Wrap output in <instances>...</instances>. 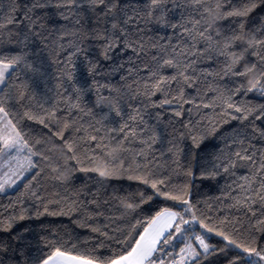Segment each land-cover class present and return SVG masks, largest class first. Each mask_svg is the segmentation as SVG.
Listing matches in <instances>:
<instances>
[{
  "label": "snow or ice",
  "instance_id": "6c2138e0",
  "mask_svg": "<svg viewBox=\"0 0 264 264\" xmlns=\"http://www.w3.org/2000/svg\"><path fill=\"white\" fill-rule=\"evenodd\" d=\"M234 3L235 0H219V3H210V0H9L7 12L2 11L3 4L0 3V20H3L0 23V194L16 187L31 172L25 187L41 202L40 210L32 215H27V209L22 207L15 216L6 219L0 216V232L11 233L15 224L25 219L75 213L82 217L76 221L80 227H90L87 221L104 215L99 211L101 204L110 203L107 199L98 200L95 193L88 203L75 198L44 203L32 190L31 184L43 172L41 162L47 159L44 152L52 149L38 148L44 141L29 137L19 128L20 121L13 122L15 114L10 118L6 106L23 103L24 118L35 120L45 128L56 125L57 130L50 135L58 137L66 146L67 154L60 163L70 170L71 176L79 171L94 174L93 179L100 178L99 160L107 168L106 178L100 180L127 179L155 190L151 195L128 191L123 198L135 200L134 211L151 201L153 196L178 201L183 206L180 211L164 208L157 212L146 222L142 234H137L138 239L131 236L134 227L124 233L123 239L109 235L99 226L90 227L92 232L105 239L127 245L126 252L101 261V264H165L166 259L168 264H205V261L213 264V258L221 256L225 264H264V246H257L253 238L256 233L264 238V128L258 123L264 120V104L235 102V96L242 93H258L264 97V14L251 17L264 6V0H240L238 7L232 6ZM216 7L222 13L219 25L228 21L219 33L207 23L209 10ZM250 17L256 23L249 28ZM150 26L170 30L172 34L149 38L146 32ZM244 32L254 34V43L245 45L241 41ZM5 35L15 52L2 50ZM13 36L17 37L15 44H11ZM34 40L43 42L55 57L57 72L53 77L58 81L54 87H46L37 101L39 114L31 110V102L36 97L30 93L28 83L20 78L21 73L26 75L27 70L32 69L28 48ZM90 41L99 42L98 58L88 55ZM129 52L131 55H126ZM149 53H152L151 62H141V57ZM233 54L235 58H232ZM81 57L85 82L76 78V61ZM221 58L223 63L219 71L199 67L202 62H220ZM101 60L111 62L107 71ZM253 68L259 69V75L249 84V71ZM168 69L173 70L171 74H167ZM118 73H124L118 84L97 79L98 76L114 77ZM225 78L227 83L220 86L218 82ZM241 78H246V82ZM201 84L206 85L203 90ZM188 88L196 90V95H189ZM50 92H55L56 96ZM208 92L214 95L208 97ZM158 93L162 99L155 101L153 97ZM87 94H92L91 104L95 109H107L102 119L96 121L99 127H85L75 118L64 117L62 121L57 118L56 113L61 109L69 116L74 110L92 115L82 106ZM97 97H105L111 103L107 106L97 104ZM185 104H190L191 109H185ZM209 108L214 112L216 108L220 109L219 119L205 117L203 121L189 119L187 123L177 119L186 112L191 117L193 111L199 113L201 109ZM111 113L122 122L105 127L104 121L109 120ZM165 116L169 118L165 120ZM233 120L239 127L218 138L223 141V148L217 147L206 163L203 157L197 161L194 153L202 143L214 136L223 123ZM176 123L181 127L177 128ZM66 131L71 133L68 139L64 136ZM186 138L192 141V151L185 155L181 145ZM133 142H138V149L128 147ZM157 144L162 146L160 156L166 155L185 177L215 180L220 175H227L232 178L228 188L237 195L230 197L231 207L251 217L245 243L233 238L239 232L236 225L232 226L233 235L209 226L197 218L188 199L170 190L171 184L159 175V169L164 165L156 162ZM114 151H118L119 158L112 157ZM182 155L187 163H181L179 157ZM196 165L198 172L194 170ZM238 168H244L246 174L237 176ZM55 179L67 182L60 176ZM99 186L103 187V184ZM186 191L187 185L179 189L180 193ZM121 199L118 194H112V200L120 202ZM49 204L57 205L59 210L50 211ZM89 204L95 205L96 213L89 212ZM139 224L141 221H136V225ZM197 228L221 237L223 247L208 243ZM30 231L31 228H25L0 238V264H29L27 234ZM178 237L184 247L173 255L166 249ZM50 247L54 250L46 257L32 258L31 264H96L91 257L70 255L68 250L62 251L55 245ZM230 251L235 255L229 256Z\"/></svg>",
  "mask_w": 264,
  "mask_h": 264
},
{
  "label": "trees",
  "instance_id": "16d2710c",
  "mask_svg": "<svg viewBox=\"0 0 264 264\" xmlns=\"http://www.w3.org/2000/svg\"><path fill=\"white\" fill-rule=\"evenodd\" d=\"M215 2L216 0H210V3ZM0 3L3 4L2 11L7 12L9 0H0ZM232 6H240V0H235V3ZM261 14H264V6L258 8L252 13L251 17ZM251 17L250 22L247 25L249 28L256 23ZM173 19H175V17H173ZM2 22L3 20H0V23ZM227 24L228 21L225 20L219 25L221 31H223L224 26ZM89 26H91V21H89ZM171 34L170 30L162 31L161 29L152 26H150L146 32V36L149 38L155 35L163 36ZM16 40L17 37L13 36L11 38V44H15ZM89 45L91 48V51L88 53L89 57L98 58L99 42L90 41ZM2 50L5 53L16 51V49L12 48L9 44L7 35H5ZM28 51L30 53L28 56V62L32 65V69L27 70L26 75L21 73L20 78L28 83L30 93L36 97V99L31 102V110L34 113L39 114L37 101L43 95L46 87L52 88L58 83L53 77V74L57 72V68L54 64L55 57L51 55L43 42L34 40L29 45ZM151 54L152 53L142 56L141 62L150 63ZM126 55H131V53L129 52ZM115 58L120 59L121 57L115 56ZM82 59L83 58L81 57L76 61V78H80L82 82H85L87 78L84 66L81 63ZM100 63L104 70L107 71L108 65L111 62L101 60ZM222 63L223 60L221 58L220 62H202L199 64V67L201 69L211 68L219 71ZM166 71L167 74H171L173 70L168 69ZM42 73L46 75L42 76ZM123 74L124 73H118L114 77L98 76L97 79L103 80L105 83L118 84L120 76ZM211 79L212 78L209 77L210 82ZM241 80L246 82V78H241ZM218 83L222 86L224 83H227V78ZM205 87L206 85L201 84V90ZM186 92L189 95H196V90L192 88L186 89ZM50 95L55 97L56 93L50 92ZM213 95L212 92H208L207 94L208 97H212ZM92 99V94H87L82 101V106L85 107L86 111H91L92 115H84L79 113L78 110H74L69 116L66 111L61 109L56 113L57 118L61 119V121L64 117H68L69 119L75 118L79 124H82L85 127L90 125L99 127L100 125L96 124V121L102 119V114L106 112L107 109H95L91 104ZM153 99L159 101L162 97L158 93ZM235 102L259 105L264 104V97H261L258 93H242L235 96ZM49 106L50 105H45V107ZM6 107L10 112V118H12V114H15L13 122L15 123L16 120H19L20 123L18 124V127L25 133H28L29 137L42 139L44 141V145L37 146L38 148L46 147L47 149H52V151L44 152L47 159L41 162L43 172L36 178V181L31 184L32 190L37 192L44 203H47L49 200L60 199L63 201L71 200L73 198L79 200L81 203H88L92 199V194L95 193L98 200L102 201L107 199L110 203L101 204L99 211L104 213L103 216L89 220L87 223L90 227L99 226L108 231L109 235H115L121 239L125 238L124 233L127 232L129 228L133 227L134 230L132 231L131 236L138 239L139 236L137 234H142L143 228L147 226L146 222L164 208H168L171 211H180L183 207L178 201H171L166 200L163 197L157 198L153 196L151 201L142 204L139 209L129 213L122 210L119 201L112 200L113 193H116L123 198L128 191L142 192L145 195H151L155 190L150 189L146 185H141L136 181H129L127 179H113L109 181H102L100 178L93 179L94 174L81 173L79 171L72 173L71 179L67 182H61L55 179L56 175L53 173L51 165H61L60 161L63 157L54 151V147L62 149L67 154V149L64 147L63 141L58 137L50 135V133H54L57 130L56 125L52 124L48 128H45L44 125L37 123L35 120L24 118L22 116V113L25 110L23 103L18 105H8ZM184 107L185 109H191L192 106L190 104H185ZM125 110L127 111V109ZM150 111L165 110L151 109ZM219 112V108H216L215 112L211 108L201 109L199 113L193 111L191 117H189L186 112L185 116L177 119L183 120L185 123H187L189 119L192 121H203L205 117L211 118L215 116L219 119ZM168 118V116H165V120ZM121 122L122 121L119 117H116L114 113H111L109 115V120L104 121V126L113 127ZM149 123H152V121H149ZM258 123L261 128H264V120H261ZM176 127L179 128L181 125L176 123ZM237 127H239V125L235 120L230 123H223L219 128V131L216 132L214 136L206 139L202 143L201 148L194 153L196 160L199 161L200 158L203 157V162L206 163L211 159L212 154L215 153L217 147L223 148L224 146L223 141L218 138L221 137L222 134ZM70 135V131H66L64 133L65 139H68ZM181 146L185 150V155L192 151L191 139L186 138ZM128 147L135 150L139 148V144L138 142H133L128 145ZM161 147L160 144L155 145L156 162L164 165L159 169V175L160 178L165 179L171 184L172 187L170 190L173 191L174 194L182 195L184 199H188L193 205L192 210L196 213L197 218L204 220L205 223H209V226L217 227L219 230H226V234L233 235L232 226L236 225L239 232L234 235L233 238H236L240 243H245L250 232L248 224L251 217L243 211L231 207L233 201L230 197L237 195L235 191L230 192L228 188V185L232 184V178L227 175H220L215 180H202L198 176L196 178L185 177L182 174V171L176 165H173L166 155L160 156L159 153ZM179 159L182 164L187 163L183 155L179 157ZM35 160H39V157H35ZM174 168L176 169L175 171H173ZM194 170L198 172L199 166L196 165ZM242 174H246L245 169L238 168L236 170V175L240 176ZM31 176L32 173L28 174L15 190L0 194V216L5 219L9 216H15L22 210V207L23 209H27V215H32L37 210H40L41 202L34 199L25 187L31 179ZM100 184H103V187H100ZM185 185H187V191L185 193H180L179 189L183 188ZM121 187H123V191H120ZM49 210L58 211L59 209L57 205L49 204ZM88 210L91 213L97 212L95 205L92 204H89ZM109 217L112 219L109 220ZM186 218L190 217L186 216ZM77 220H82L80 213L72 215H43L40 219H25L24 221L17 222L12 228L11 233L0 232V238H6L25 228H31V231L27 234V239L30 241V244L27 247L29 264H31L32 258H39L41 256L46 257L49 252L53 251L54 249L50 247V245L60 247L62 251L68 250L70 255L91 257L99 264H101V261L111 259L121 252H126L127 245L121 244L117 240L105 239L99 233L92 232L90 227H80L76 222ZM138 220L141 221V224L136 225V221ZM224 220H226L227 223L221 224L220 222ZM237 221L239 223H237ZM117 229H119V231H117ZM196 231L203 233L208 243L214 244L217 247H223L224 242L221 237L215 236L214 233H205L203 229L199 228H197ZM253 238L256 240L257 246H264V238H262L259 233H256ZM101 244L103 246H101ZM181 247H184V244L179 239L172 245V247H169L167 251H171L173 252V255H175L179 252ZM228 255L232 256L235 255V253L230 251ZM205 264H208V262L205 261ZM213 264H225L223 256L220 258H213Z\"/></svg>",
  "mask_w": 264,
  "mask_h": 264
},
{
  "label": "clouds",
  "instance_id": "9594fccd",
  "mask_svg": "<svg viewBox=\"0 0 264 264\" xmlns=\"http://www.w3.org/2000/svg\"><path fill=\"white\" fill-rule=\"evenodd\" d=\"M217 3H219V0H216ZM221 10L216 7V8H212L209 10L208 13V17H207V23L209 24V26L217 33H219L221 31L220 27H219V22L221 20ZM241 41L245 44V45H249L254 43V34L249 33V32H244L242 33L241 37H240ZM235 58V54H233V57ZM259 75V69L258 68H253L249 71V80L248 83H254L256 77ZM97 104H102L107 106L109 103H111L110 100H108L105 97H97L96 100ZM66 148V146H64ZM54 151L64 157L66 155V153L60 149V148H55L54 147ZM112 157L114 159L119 158V153L118 151H114L111 153ZM52 167V171L56 176H60L62 180L64 181H68L71 179V175H70V170L63 168L61 165H51ZM97 171L100 174V178L101 179H105L106 178V174H107V168L105 166H103L101 164V161H97ZM120 206L122 208L123 211L125 212H133L135 209V200L131 199V198H122L120 201Z\"/></svg>",
  "mask_w": 264,
  "mask_h": 264
},
{
  "label": "rangeland",
  "instance_id": "374dc122",
  "mask_svg": "<svg viewBox=\"0 0 264 264\" xmlns=\"http://www.w3.org/2000/svg\"><path fill=\"white\" fill-rule=\"evenodd\" d=\"M33 159L35 160V157H34ZM30 173H31V172H30ZM30 173H28V174H30ZM28 174H26L25 177H26ZM21 182H22V180L17 184L16 187H14V188H12V189H8L5 193L15 190ZM189 234L191 235V233H189ZM179 239L181 240L180 237H178L177 239L173 240V241L169 244L168 248H169V247H172V245H173L177 240H179ZM193 243L195 244V242H193ZM168 248H167V249H168ZM167 249H166V251H167ZM170 252H171V251H170ZM165 264H168V260H167V259L165 260Z\"/></svg>",
  "mask_w": 264,
  "mask_h": 264
},
{
  "label": "crops",
  "instance_id": "0c3cea01",
  "mask_svg": "<svg viewBox=\"0 0 264 264\" xmlns=\"http://www.w3.org/2000/svg\"><path fill=\"white\" fill-rule=\"evenodd\" d=\"M73 264H76V262H73ZM96 264H99V263H96Z\"/></svg>",
  "mask_w": 264,
  "mask_h": 264
}]
</instances>
